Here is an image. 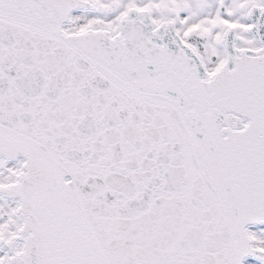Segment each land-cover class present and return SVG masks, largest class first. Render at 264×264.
Returning a JSON list of instances; mask_svg holds the SVG:
<instances>
[{
	"label": "snow or ice",
	"instance_id": "6c2138e0",
	"mask_svg": "<svg viewBox=\"0 0 264 264\" xmlns=\"http://www.w3.org/2000/svg\"><path fill=\"white\" fill-rule=\"evenodd\" d=\"M0 264H264V0H0Z\"/></svg>",
	"mask_w": 264,
	"mask_h": 264
}]
</instances>
